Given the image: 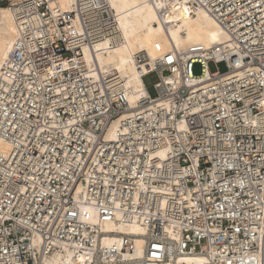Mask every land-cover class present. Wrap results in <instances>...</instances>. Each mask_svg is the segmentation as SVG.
Segmentation results:
<instances>
[{
  "label": "built area",
  "instance_id": "1",
  "mask_svg": "<svg viewBox=\"0 0 264 264\" xmlns=\"http://www.w3.org/2000/svg\"><path fill=\"white\" fill-rule=\"evenodd\" d=\"M177 1L227 32L230 52L154 66L137 54L158 94L132 107L123 78L83 61L84 49L121 42L109 0H0L19 28L0 73V136L12 144L0 161V264H41L65 246L93 251L88 264L128 262L136 236L99 250L114 233L81 220L79 186L103 221L145 227L147 264H264V0Z\"/></svg>",
  "mask_w": 264,
  "mask_h": 264
},
{
  "label": "bare ground",
  "instance_id": "2",
  "mask_svg": "<svg viewBox=\"0 0 264 264\" xmlns=\"http://www.w3.org/2000/svg\"><path fill=\"white\" fill-rule=\"evenodd\" d=\"M110 5L119 20L121 42L109 49L108 43L100 44L96 52L84 49L83 61L91 67L98 66L105 74H118L124 79L129 89V101L132 107L147 95L143 79L137 70L136 56L143 53L149 63L154 66L170 54H203L213 49L218 56L224 51L230 52V36L207 13L196 5L180 4L177 0H109ZM65 9L67 4L63 3ZM19 36V28L14 15L8 6L0 8V73L3 63L15 47ZM146 70V67L143 66ZM201 77L200 79H203ZM171 77H166L169 80ZM124 113L110 127L107 138H113ZM12 144L0 136V161L7 158ZM75 198L81 203V220L98 226L103 232L113 235L103 236L98 249L120 245L124 234L131 238L133 253H127L126 263L147 264L145 255V227L138 223H126L118 217L113 221H103L96 209L83 203V187L79 186ZM39 244V241H37ZM264 257V252H263ZM93 251H77L65 246L47 254L41 264H88L93 262ZM179 263L209 264L204 255L181 257Z\"/></svg>",
  "mask_w": 264,
  "mask_h": 264
},
{
  "label": "rangeland",
  "instance_id": "3",
  "mask_svg": "<svg viewBox=\"0 0 264 264\" xmlns=\"http://www.w3.org/2000/svg\"><path fill=\"white\" fill-rule=\"evenodd\" d=\"M209 71L211 73L214 72H226L227 66L225 63H215L213 61H210L208 64ZM202 71V66L201 64H195L193 68V74L194 75H200ZM159 81V77L156 73H152L150 75H147L143 78V82L150 94L151 97H156L157 96V89L155 88V84Z\"/></svg>",
  "mask_w": 264,
  "mask_h": 264
}]
</instances>
